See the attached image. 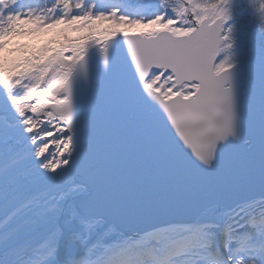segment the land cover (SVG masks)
<instances>
[{"label":"snow or ice","instance_id":"1","mask_svg":"<svg viewBox=\"0 0 264 264\" xmlns=\"http://www.w3.org/2000/svg\"><path fill=\"white\" fill-rule=\"evenodd\" d=\"M0 264H264V0H0Z\"/></svg>","mask_w":264,"mask_h":264},{"label":"trees","instance_id":"2","mask_svg":"<svg viewBox=\"0 0 264 264\" xmlns=\"http://www.w3.org/2000/svg\"><path fill=\"white\" fill-rule=\"evenodd\" d=\"M138 2H139V0H131V3H132L133 6H135V4L138 3Z\"/></svg>","mask_w":264,"mask_h":264}]
</instances>
